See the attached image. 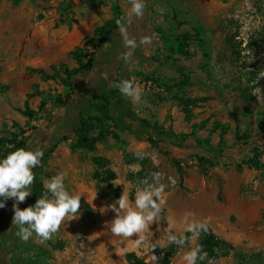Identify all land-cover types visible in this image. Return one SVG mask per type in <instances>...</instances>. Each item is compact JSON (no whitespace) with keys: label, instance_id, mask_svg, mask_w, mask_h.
Here are the masks:
<instances>
[{"label":"rangeland","instance_id":"374dc122","mask_svg":"<svg viewBox=\"0 0 264 264\" xmlns=\"http://www.w3.org/2000/svg\"><path fill=\"white\" fill-rule=\"evenodd\" d=\"M115 1H0V45L5 46L12 29L31 25L29 40L20 39L9 51L0 48V83L5 87L0 93V138L9 139L22 129L28 148L45 150L55 136L68 135L33 171L42 186L64 172L68 190L82 194L78 216L66 218L43 243L35 234L27 242L15 235L12 207L4 226L11 244L22 258L39 257L42 264H127L125 255L131 252L148 263L130 240L121 248L117 243L121 238L108 230L115 216L108 206L115 200L93 173L111 170L114 186L134 201L139 182L156 172L166 185L165 203L157 225L150 226V244L167 247V223L179 234L185 213L192 212L236 252L254 255V264H264V0H145L147 26L141 46L127 45L119 29L111 45L97 55L96 70L71 81L72 88L90 93L109 89L114 75L125 70L121 80H133L142 89L139 102L128 98L129 110L137 118L193 134L197 140L185 148L161 144L169 157L132 133L113 128L92 151L75 149L70 131L81 104L74 105L75 101L68 109L54 105L55 98L69 92L60 81L63 70L76 68V63L67 54L70 47L39 40L32 28L66 25L85 36L83 45L96 27L113 18ZM125 17L121 19L127 34ZM180 37L188 40L184 54L178 53ZM54 54L65 58L47 61ZM32 69H43L55 80L44 82ZM188 99L196 103L183 108ZM42 101L47 107L34 120L22 115L26 107L37 111ZM99 132L100 126H95L93 135ZM96 157L105 162L97 166ZM31 197L25 199L29 206ZM196 245L197 240L190 238L171 264H185L184 252ZM0 264H10L1 247ZM209 264L236 263L230 253Z\"/></svg>","mask_w":264,"mask_h":264},{"label":"trees","instance_id":"16d2710c","mask_svg":"<svg viewBox=\"0 0 264 264\" xmlns=\"http://www.w3.org/2000/svg\"><path fill=\"white\" fill-rule=\"evenodd\" d=\"M6 1V0H0ZM12 1L14 4H18L23 0H7ZM149 1V0H148ZM73 5V4H72ZM113 18L105 21L102 25L96 27L90 38H86L83 45L75 47L69 52V57L76 63V68L69 70L64 69L61 74L60 81L62 85L68 87L69 92L65 96H59L55 98L54 105L56 108L68 109L70 102L79 101L80 109L77 111L76 126L70 131L71 136H75L76 144L75 149H86L92 151L96 143L103 140L110 134L111 129L118 132H130L137 140L145 141L149 143L156 150L161 151L166 157H169V153L161 148V144L168 143L169 145L185 148L188 147L191 142L197 143L193 134L175 133L170 128L151 126L145 120L137 118L129 110V100L121 95L116 85L124 79L126 71L123 70L122 74H115L109 89H94L92 92L87 93L79 90L77 86L71 87V81L80 74L91 75L96 70L97 55L103 50L106 43H112V37L114 33L120 29L122 25L124 27L121 17L124 15L122 8V0H116L114 6ZM143 17L147 19L146 3L143 12ZM117 21L120 24H117ZM147 26V20H146ZM186 37H180L179 54L185 53V45L187 43ZM89 44L91 45L92 52H88ZM145 59V57H144ZM51 69H55L51 66ZM40 75L42 81H53L55 77L47 74L43 69H32ZM115 85V86H114ZM100 88V87H99ZM5 87L0 83V93ZM95 90H97L95 92ZM81 95H84L82 98ZM196 100L188 99L182 104V107H188L194 105ZM46 103L42 101L37 111L30 110L28 107L22 111V115L28 120H34L46 109ZM100 126V132L97 135H93L94 127ZM26 132L19 130V134L13 133L9 139L0 138V157L6 155L10 151H14L16 148H28L27 138H24ZM68 139V135H57L49 142V148L43 150V157L41 161L46 159L57 146ZM104 161L102 158H95L96 165L99 166L100 162ZM116 176L111 170L99 171L98 169L93 173V179L106 184L107 192L111 194V199L116 200L122 194V190L117 189L113 181ZM44 192L42 184L35 179L32 187L31 203L34 204L36 199L40 198ZM13 199H9L5 202V207L0 208V232H4L0 240V247L4 248L10 257V264L25 263V264H42L39 257L34 259L22 258L15 246L11 244L10 238L7 236V232L4 231V226L7 224L8 217L10 215L11 208L13 206ZM20 209L29 206V202L26 200L18 204ZM208 231L202 233L197 240V244L208 253V259L202 262V264H209V262L216 259L226 257L230 253H233V258L236 264H254L255 256L248 255L241 252H236L235 248L226 240L220 238L211 229L209 225ZM189 240L191 234H187ZM187 242V243H188ZM180 247L175 244H169L167 247L154 249V254L158 257V264H171L172 259L178 252ZM125 260L127 264H148L144 259L139 258L135 253H126Z\"/></svg>","mask_w":264,"mask_h":264},{"label":"clouds","instance_id":"9594fccd","mask_svg":"<svg viewBox=\"0 0 264 264\" xmlns=\"http://www.w3.org/2000/svg\"><path fill=\"white\" fill-rule=\"evenodd\" d=\"M130 12L136 16L143 15L145 0H128ZM119 25L120 22L117 21ZM120 31L125 34V42L133 46L135 41L128 39L125 28L121 25ZM116 87L125 98L133 102H139L142 89L133 80H122ZM40 148H16L0 157V208L5 207V202L14 199L13 217L11 224L16 229L15 235L20 240L27 242L35 236L40 241L46 242L58 232L62 222L66 218L75 219L80 209L81 193L73 194L66 186V173L60 172L49 179L44 180L41 197L36 199L31 206L21 210L18 204L25 201L32 194L31 185L35 180L34 169L39 167L43 157ZM136 187L134 201H130L129 193L119 196L108 207L115 213L114 218L107 224L108 230L123 248L125 241H131V247L143 251L148 264H158V257L154 254L157 247L164 248L166 245L150 244L152 236L150 226L161 217L162 205L165 203L163 194L166 185L160 182V174L152 173L151 178H145ZM167 243L175 244L180 248L186 246L189 236L198 240L202 233L208 231L206 223L197 220L192 212L185 213L183 217V231L179 234L173 230V224L167 223ZM135 236V239L131 237ZM185 264H202L208 259V253L197 244L189 247L182 256Z\"/></svg>","mask_w":264,"mask_h":264},{"label":"crops","instance_id":"0c3cea01","mask_svg":"<svg viewBox=\"0 0 264 264\" xmlns=\"http://www.w3.org/2000/svg\"><path fill=\"white\" fill-rule=\"evenodd\" d=\"M124 8L123 12L124 14L127 15L125 17L128 20V33L127 38L128 39H135V38H144L145 33H146V19L141 16H136L130 12V4L128 0H124ZM147 9V7H146ZM148 11V10H147ZM27 28H19L17 31L16 30H11L10 35L6 37L5 40V46L0 45L1 49H5L6 51H9L10 48L16 47L17 45L20 44V39H27L29 40V32L31 31V25L26 26ZM30 27V28H29ZM33 33L37 32V36L39 40H44V41H51L54 43H57L58 45H63V46H68L67 54L69 56V52H71L75 47L80 46L83 42L84 35L80 34L77 30H72L70 31V28L66 25L61 26L59 28L55 29H46V26L40 27L39 29L32 28ZM26 31V32H25ZM49 32V33H48ZM48 33V34H47ZM1 36V34H0ZM2 38H0V44L2 43ZM126 43V42H125ZM111 45V44H110ZM65 56L63 54L58 55H49L48 60L50 62H58V61H63ZM73 101L70 102V107L72 105ZM77 103V101L74 103V105ZM69 107V108H70ZM84 201H88L87 198H82Z\"/></svg>","mask_w":264,"mask_h":264},{"label":"flooded vegetation","instance_id":"af4514ba","mask_svg":"<svg viewBox=\"0 0 264 264\" xmlns=\"http://www.w3.org/2000/svg\"><path fill=\"white\" fill-rule=\"evenodd\" d=\"M132 40H134L135 41V43H137V44H140V46H141V41H142V38H135V39H132ZM118 49H121V47L119 48L118 47ZM121 52V51H120Z\"/></svg>","mask_w":264,"mask_h":264},{"label":"water","instance_id":"95a60500","mask_svg":"<svg viewBox=\"0 0 264 264\" xmlns=\"http://www.w3.org/2000/svg\"><path fill=\"white\" fill-rule=\"evenodd\" d=\"M107 46H110V43H106V44L104 45V48L107 47ZM9 256L11 257V255H9Z\"/></svg>","mask_w":264,"mask_h":264}]
</instances>
